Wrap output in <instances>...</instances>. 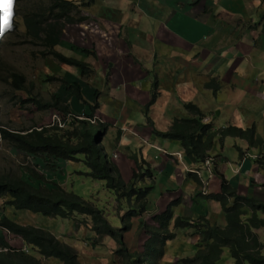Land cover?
<instances>
[{
    "label": "crops",
    "instance_id": "1",
    "mask_svg": "<svg viewBox=\"0 0 264 264\" xmlns=\"http://www.w3.org/2000/svg\"><path fill=\"white\" fill-rule=\"evenodd\" d=\"M84 14L89 18L70 30L67 19H58L42 33L36 29L34 33L41 39L48 31L55 50L77 59L81 56L90 64L86 75L93 78L82 86L80 100L97 102L96 117L109 124L101 147L126 182L136 168L133 153L149 162L154 174L149 204L156 210L163 212L174 201L177 216L213 220L211 202L218 201L201 194L195 197L200 189L195 172H200L205 184L215 182L214 188L218 177L205 167L194 169L199 165L187 158L181 142L154 129L166 131L175 118L192 117L184 106L192 101L206 114V122L217 127L256 125L264 134V0H97L87 5ZM79 29L82 40L77 38ZM66 38L93 47L96 57L89 50L77 51V56L63 51L60 45ZM211 78L219 84L217 90L208 85ZM155 83L159 94L151 103ZM227 142L239 149L230 157H220L226 159L227 168L230 164L239 169L231 178L240 187L249 177L258 180L263 169L240 152L262 151L248 148L241 138L227 137ZM213 153L223 156L216 147ZM245 168L252 176H244ZM149 183L146 178L141 185ZM209 189L207 195L213 193Z\"/></svg>",
    "mask_w": 264,
    "mask_h": 264
},
{
    "label": "trees",
    "instance_id": "2",
    "mask_svg": "<svg viewBox=\"0 0 264 264\" xmlns=\"http://www.w3.org/2000/svg\"><path fill=\"white\" fill-rule=\"evenodd\" d=\"M95 1L97 0H87L85 6ZM5 2L7 0H0V28L4 29L0 34V51L5 33L11 30L16 31V25H12V15L9 18L11 26L4 24L3 4ZM13 9L12 4V13ZM42 9L34 16L51 15L57 19L78 22L89 18L79 9L74 0H49L48 5L45 3L42 5ZM51 37L47 31L40 39L43 44L51 47L48 54L62 64L76 67L81 75H86L90 70V64L55 50ZM93 53L96 57V52L93 51ZM9 78H13L12 82L16 90L31 93L24 74L12 71ZM211 81L208 85L217 90L219 84L215 83V78H211ZM67 84L71 93L81 99V82L75 81ZM156 86L155 83L151 103L159 94ZM20 103L21 108L23 104L29 103L36 104L40 110L57 108L65 114L71 113V107L68 104L65 105L57 96L43 101L31 94ZM1 104L2 94L0 92V111ZM88 106L90 113L86 114V117H95L99 104L95 102ZM184 106L193 115L192 117H177L168 130L154 129V133L180 141L185 155L192 162L204 165L206 160L212 157L217 142L224 143L227 137L247 140L249 148H258L264 152V137L258 134L256 125L248 128L235 125L217 128L214 123L204 120L206 114L196 103L185 102ZM108 128L109 124L106 122L97 121L95 124L88 119L75 117L66 128H61L57 124H33L18 127L11 123H0V142L8 144L15 152L23 154L26 158H33L35 164V167L30 166L26 171L21 170L20 175L12 170V167L8 170L3 168L4 171H0V197L9 196V204L17 209H26L46 216L66 219H73L78 215L90 217L95 231L105 233L115 239L118 244L115 254L122 264H161L167 241L177 237V230L190 227H199V231L195 232L202 235V240L196 244L197 250L193 256L183 258V264H220L225 248L230 250L233 264H264V253L262 252L264 244L256 232V229L264 226V218L260 216V212H264V199L241 194L239 183L228 179L214 167L215 174L221 179V189L218 193L206 194V197L220 202L226 226L212 223L206 217H201L198 221H192L191 218L184 216L175 217L174 201L162 213L153 216L155 223H150L143 215L148 210L149 194L152 189L151 180L154 174L151 165L137 153H133L131 158L135 160L136 168L132 179L126 182L117 164L109 158L100 145ZM243 153V151L240 152V154ZM78 160L83 161L88 167V171L80 172V174L104 181L110 191L117 193L118 198H128L132 201L134 198V205L129 212L132 214V217H129L131 221L124 222L123 227L113 226L105 211L97 205L95 200L86 199L74 191H69L58 182H51V186L46 185L49 180V177L45 175L46 172L52 176L62 174L66 171L68 161ZM257 162L259 165H264L262 158H259ZM37 165L42 166L44 170L38 169ZM195 176L198 187L202 188L204 182L201 176L197 173ZM33 178L37 180L36 183ZM146 178L150 183L145 186L141 185ZM135 217L142 218L139 221L140 226H144L145 232L149 235L145 251H132L125 240V232L131 229L132 219ZM0 227L20 236L30 247L29 249L33 250L30 252L28 248H16L0 236V264H43L36 256V251L47 257H57L62 260L63 264H83L76 248L62 241L50 230L31 224H22L7 216H2L0 219Z\"/></svg>",
    "mask_w": 264,
    "mask_h": 264
},
{
    "label": "rangeland",
    "instance_id": "3",
    "mask_svg": "<svg viewBox=\"0 0 264 264\" xmlns=\"http://www.w3.org/2000/svg\"><path fill=\"white\" fill-rule=\"evenodd\" d=\"M74 1L78 4L79 9L84 13V9L87 7L85 6L87 0ZM44 3L48 5L49 0L14 1V9L11 18L12 25H16V31L11 30L5 33L0 51V92L2 94L0 123H11L12 125L18 127L30 126L33 124L52 125L55 122L56 115H59L60 117L68 116V114L63 113L57 108L40 110L36 107V104H23L24 106L21 108L22 104L20 102L31 94L33 97L36 96L43 101L49 100L54 96L60 97L65 105L68 104L71 107L70 114H72L75 118H77V116H86V114L90 113L87 102L85 100H80L77 95L74 96L71 93V90L68 89L67 83L77 80L81 82L82 86H87L88 84L86 82H89V80L93 77L91 78L90 76L88 78L87 75L82 76L80 72H75V74L72 67H68L54 61L52 57L48 56L51 47L43 44L42 40L38 38V33H34L35 29L42 33V31L49 28L51 23L58 21L57 18L55 20L54 16L51 15H47L45 17L34 16L36 12L43 10L42 5H44ZM65 22H69V30L74 27L75 24L80 23L76 20L70 21L69 19ZM67 31L68 30H66V32ZM77 32L79 33L77 38L82 40L83 34L81 30L79 29ZM66 39V41L61 43L60 48L66 52L71 51L74 56L79 55L77 51L79 53H82L84 50H89L91 52L95 51L93 47L90 49L87 46L76 43L71 38ZM77 57L80 60L83 58L81 56ZM94 61L96 62V60ZM12 71L25 75V78L27 79L26 83L28 89L31 90V93L15 89L12 82L13 78H9ZM8 78L9 81L7 80ZM69 78H74L75 80H71ZM212 85L214 86L213 82ZM76 102L78 103L76 104ZM93 118L98 122L100 121L96 116ZM256 130L258 134L264 137V134H262L257 127ZM246 142L248 144L247 140ZM216 148L223 156L220 154L215 155V153H213L210 159H215V166L218 171L223 173L228 179H232L231 175L234 177L236 175V171L239 169L236 167L232 168L230 164H228L227 168L226 159L222 160L220 157L225 158L232 156L234 151L239 152L238 147L230 145L228 142L221 144L217 142ZM79 157L82 158L81 155H79ZM260 157L261 154L259 151H249L247 149V151L243 153V158H251L256 162ZM70 162L71 163L67 166L66 171L61 174L62 176L57 174L52 176L49 172H46L45 175L49 177L46 185L51 186V182H60L67 190L74 191L86 199L95 200L97 205L105 211V214L108 216L109 221L113 226L116 225L120 227L124 224V222L131 221L129 217H132V214L129 212L134 205V198L133 201L128 198H118L117 193L110 191L104 184V181L96 180L84 174H80V172L88 170V167L83 161L78 160ZM198 165L199 166H196L197 168L194 169L199 170L200 168L205 167L204 170L209 171L211 174L213 172L214 175H216L214 171L215 168L212 167L213 163L210 168L205 165ZM30 166L35 167L33 158H26L23 154L15 152L8 144L0 142V171H4L3 168L8 170V168L12 167V170L20 175L21 170L26 171ZM37 167L40 170H44V168L40 165H37ZM259 168L263 169L260 170V172L264 171L263 164H260ZM206 171H204V176L208 175V173L205 174ZM244 171V176L246 178L248 175L252 176L253 174V172L250 173L247 168H245ZM262 174H264V172H262ZM262 174L258 176L259 181L257 178L254 179L253 177H249L250 181H244L242 183L243 186H238L239 189L244 191L248 189L245 195H250L263 200L264 176H261ZM198 175L200 176V174ZM33 181L35 183L37 182L34 178ZM217 181H219L218 188H214L216 184L215 182H210L209 184L203 183V187L198 189L199 193H197L195 197L200 195V193L201 195L206 196L203 191L208 192L209 186L211 187L209 190L213 193L220 191L221 179L218 177ZM9 200V196L0 197V219L2 216H7L10 219L22 224H31L50 230L62 241L76 248L80 261L83 264H122V261L115 254L118 246L115 239L110 235L95 231L93 229V221L90 217L78 215L73 219H66L62 217L46 216L42 213H35L26 209H17L9 204ZM202 201L203 200H200L199 204L202 203ZM211 203L214 205L213 213H215V218L211 220V222L226 226V220L221 204L215 201H212ZM144 213L145 214L143 216L145 217V220L150 223H154L155 221L152 219L153 216L162 212L156 210V208L150 206L149 204L148 210ZM174 215L175 217L177 216L175 212ZM260 216L264 218V212H260ZM141 219L142 218L140 217L133 218L131 229L125 232V240L132 251H145L148 246L147 240L149 235L145 232V227L140 226L139 221H141ZM196 219L193 218L191 220L194 221ZM196 230L199 231V227L180 229L179 232L181 233L177 232V237L174 239L172 244L167 241L164 247L165 254L161 264H183V258L193 256L197 250L196 244L202 240V235L198 232L196 233ZM256 232L259 235V239L264 244V226L256 229ZM0 236H3L12 246L19 249H26L24 245L25 241L20 236L8 232L2 227H0ZM29 251L33 252L32 249H29ZM262 252L264 253V247ZM35 253L43 264H63L62 260L57 257H47L40 254L38 251ZM233 263L234 261L230 250L225 248L220 264Z\"/></svg>",
    "mask_w": 264,
    "mask_h": 264
},
{
    "label": "built area",
    "instance_id": "4",
    "mask_svg": "<svg viewBox=\"0 0 264 264\" xmlns=\"http://www.w3.org/2000/svg\"><path fill=\"white\" fill-rule=\"evenodd\" d=\"M77 118H81V119H84L85 118V119L90 120L92 123H95V124L97 123V120L94 119V118H89V117H86V116H82V117L81 116H77ZM72 119H73V115L72 114H68L67 117H60L59 115H56L55 116V122H54V124H57L61 128H66L69 125V123L71 122ZM262 156H263V154H261V157ZM180 157H182L181 154H180ZM214 160L215 159H210L209 158V159L206 160V162L204 163V165L206 167L210 168L211 165H212V163H214ZM197 173L200 174L199 171H197ZM203 192H204V194L206 193V191H203Z\"/></svg>",
    "mask_w": 264,
    "mask_h": 264
},
{
    "label": "clouds",
    "instance_id": "5",
    "mask_svg": "<svg viewBox=\"0 0 264 264\" xmlns=\"http://www.w3.org/2000/svg\"><path fill=\"white\" fill-rule=\"evenodd\" d=\"M15 1V0H14ZM12 4H14L13 3V0H7V2H5L4 4H3V7L5 8V19H4V24L5 25H7L8 27H10L11 25L9 24V18L11 17V15H12ZM3 28H0V34H2L3 33ZM261 153H263V152H261ZM262 158V160H264V156H262L261 157ZM205 194H207V193H205ZM196 221H198V220H196ZM173 224H174V221L172 222ZM171 223V224H172ZM173 229V228H172ZM180 230V229H179Z\"/></svg>",
    "mask_w": 264,
    "mask_h": 264
}]
</instances>
